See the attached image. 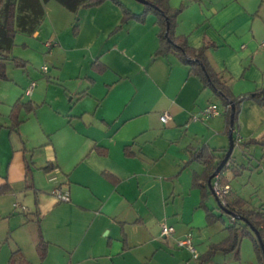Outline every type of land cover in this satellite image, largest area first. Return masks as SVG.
<instances>
[{
    "label": "crops",
    "instance_id": "0c3cea01",
    "mask_svg": "<svg viewBox=\"0 0 264 264\" xmlns=\"http://www.w3.org/2000/svg\"><path fill=\"white\" fill-rule=\"evenodd\" d=\"M129 4L134 13L144 11ZM182 6L175 36L194 49L216 46L208 62L224 73L233 95L264 88V0H169L172 12ZM44 8L38 31L22 33L29 37L23 47L31 51L23 63L48 64V74L41 69L38 77L47 81L17 88L21 95L8 105L0 98V189L7 188L0 192V264H10L17 250L13 264H261L254 245L253 252L244 250L243 240L238 251L203 262L235 224L225 220L209 188L202 204L206 167L191 156L205 147L220 165L230 146L227 110L176 54L156 56L157 17L115 31L123 13L111 1L78 16L55 1ZM8 82L9 76L0 81L1 94ZM18 101L36 109L23 110L12 131ZM212 105L220 114L203 118ZM165 113L172 117L167 124L161 121ZM233 138L224 173L231 187L233 169H246L234 156L236 147L253 138L264 141V107L244 101ZM56 189L68 200H59ZM207 209L221 219L209 225ZM38 220L48 243L44 261L37 252ZM163 226L174 234L162 237ZM187 234L201 254L197 261L177 246Z\"/></svg>",
    "mask_w": 264,
    "mask_h": 264
},
{
    "label": "trees",
    "instance_id": "16d2710c",
    "mask_svg": "<svg viewBox=\"0 0 264 264\" xmlns=\"http://www.w3.org/2000/svg\"><path fill=\"white\" fill-rule=\"evenodd\" d=\"M50 1L57 2L76 16H78L81 10L96 8L104 4L106 1H111L114 5L119 7L123 13L121 26H119L115 31H119L131 21L144 24L148 15H155L157 17V24L160 27V48L156 52V56L176 54L182 63L190 68L191 74L199 77L205 87L211 88L227 110L228 126H230L232 106H234V134L237 124V117L244 101H253L264 107V88L243 98H237L233 95L229 86V80L225 77L224 73L215 71L208 62L207 53L211 48L216 49L215 45H204L200 49H194L188 45L187 39L185 37L175 36L177 18L186 7L182 6L178 10L172 12L169 9V0H147L148 4L145 5L144 11L140 14L134 13L120 0H0V81H5L8 79L7 63L10 61L16 63L18 62L17 58L11 56V52L15 47V39L17 34L24 33L30 36L34 35L44 21V6ZM78 29L79 27L75 26V34L77 33ZM35 109V105H33L31 102H16L10 115L12 120V126L10 129L12 131H16L19 128L22 123L19 117L23 110L27 113H31L35 111ZM2 129L3 126L0 124V131ZM234 143L236 144L235 138ZM215 158L216 156H214V154L205 147L201 150H198L197 152H193L191 156V162L197 161L204 164L206 167V172L203 175L204 177L201 176L206 182V186H202L203 192L205 194L202 203L204 206L208 197L210 196L207 188L213 191L210 185V179L218 168V165L214 164ZM230 162L231 159L229 160L228 164ZM228 164L219 174L220 182L224 186L228 184L227 178L224 176V173L230 169ZM45 170L49 171L51 170V167H46ZM233 173L235 177H238L241 172L239 170L233 169ZM199 178V176H195V186L198 185ZM6 191L7 188L6 190L5 188L0 189L1 193ZM246 205L247 203L240 198H237L232 202L228 201L225 207H222L219 203L223 214H226L232 220L233 216L227 214V212H232L237 218L234 221L235 225H232L228 228L229 237L220 245L211 246L208 253L202 258L203 262L208 261L219 252L230 253L238 251L241 241L244 238H250L253 242L259 262L264 264V254L259 240L250 228V225H252L254 229L259 232V235L264 242V206L259 208V210L247 209ZM207 210V221L209 225H213L221 219V217L217 216L213 210ZM37 225L39 230L37 252L40 260L44 261L48 255V243L43 238L40 220L37 221ZM20 253V250L14 252L11 259L12 262H10V264H13V259L17 256H20Z\"/></svg>",
    "mask_w": 264,
    "mask_h": 264
},
{
    "label": "rangeland",
    "instance_id": "374dc122",
    "mask_svg": "<svg viewBox=\"0 0 264 264\" xmlns=\"http://www.w3.org/2000/svg\"><path fill=\"white\" fill-rule=\"evenodd\" d=\"M120 1L124 3L126 6L130 5L129 3H131L136 7L139 6L140 8L145 9V5L141 4L137 0H120ZM127 1H129V3ZM140 13L141 12H139V14ZM28 40H29V37L25 36L22 33H19L16 37V41H15L16 46L11 52V56L12 57L14 56L20 59L17 63L9 62V64H7L8 65L7 73L9 76L8 92H7V88L4 87V90H5L4 93L2 94L0 93V98L2 97L1 101L2 102L4 101L6 105H8L10 101L14 102L15 99H17V98H13L14 95H16V97L17 95L19 96L21 95L19 92H18L19 94L17 93V91L20 90L17 88L22 87L26 83L30 84L33 81H35L37 85H40L43 82L47 81L46 78L44 79L43 77H42L43 78L42 80H39L43 82L40 83L38 81V77L41 76L42 63L39 64L37 59L34 60L36 62L35 64L30 62L28 63L27 67L23 63V61L25 62L24 60L25 56H28L30 54L29 52H31V51H27L23 47V44ZM25 67H26V70H25ZM52 88H53L52 91H55L54 89L55 87H52ZM3 109L4 108H1L2 112H3ZM263 142L264 141L260 142L258 140H255V138H253V139L246 140L245 144L247 146H245V148L244 146L236 147L234 156L235 158H237L238 164L246 165L245 166L246 169L244 170V173L243 172L240 173L237 178L232 180L233 192L230 194L228 201L232 202L233 195L235 194L238 196V198L243 197L244 198L243 200L249 201L248 204L250 205V208L259 209L264 206V143ZM224 218L226 221H228L229 217L225 215ZM232 222L234 223L233 219H232ZM242 246H244V250H246V247H248L249 250L253 252V242L251 241L250 238H244L242 242Z\"/></svg>",
    "mask_w": 264,
    "mask_h": 264
},
{
    "label": "built area",
    "instance_id": "2783aa9c",
    "mask_svg": "<svg viewBox=\"0 0 264 264\" xmlns=\"http://www.w3.org/2000/svg\"><path fill=\"white\" fill-rule=\"evenodd\" d=\"M50 44L52 45V43H50ZM42 71L44 74L47 75L49 72V69L47 66H45L42 68ZM35 86H36V83H32L30 85L29 89L26 91L27 96L32 95ZM219 114H220V112H219L217 106L212 105V106L207 107L202 112V117L208 119L211 116H218ZM171 120H172V117L168 113H165L161 116V121L164 124L169 123ZM211 187L213 189L214 195L216 196L218 202L221 204L222 207H225L227 202H228V198H229L230 194L233 192L232 187L229 185H225V186L222 185L220 182L219 176L215 177V179L212 180ZM55 195L61 201H67L68 200L66 193H64L62 189H56ZM235 219L236 218H233L234 221H235ZM174 232H175V229L173 227L163 226L162 237L167 238V237L173 235ZM177 246H178V248L188 250L191 253L193 260L197 261L200 259L201 254L198 252L197 248L195 247V245L193 243L192 234L185 235L184 238L180 239L177 242Z\"/></svg>",
    "mask_w": 264,
    "mask_h": 264
},
{
    "label": "water",
    "instance_id": "95a60500",
    "mask_svg": "<svg viewBox=\"0 0 264 264\" xmlns=\"http://www.w3.org/2000/svg\"><path fill=\"white\" fill-rule=\"evenodd\" d=\"M137 1L144 4V5L148 4L147 0H137ZM234 120H235V108H234V106H232V113H231V120H230V131H229L230 146H229V149L227 151L226 156L224 157V159L222 160V162L218 166L216 172L214 173V175L210 179V185H211L213 178H215L217 175H219L223 171V169L228 164V162H229V160L233 154V151L235 148V143H234V138H233ZM222 209H224V208H222ZM227 214L232 215L233 217L237 218L232 212H227ZM250 228L255 233V235L257 236L259 243H260V246H261V249H262L263 254H264V242L262 241V239L259 235V232L256 231L252 225H250Z\"/></svg>",
    "mask_w": 264,
    "mask_h": 264
}]
</instances>
